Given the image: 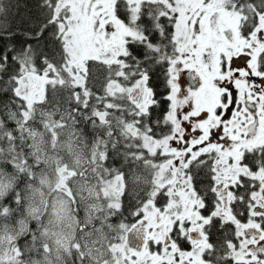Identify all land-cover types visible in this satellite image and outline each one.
<instances>
[{
    "label": "snow or ice",
    "instance_id": "snow-or-ice-1",
    "mask_svg": "<svg viewBox=\"0 0 264 264\" xmlns=\"http://www.w3.org/2000/svg\"><path fill=\"white\" fill-rule=\"evenodd\" d=\"M14 7L0 264H264V0H39L21 47Z\"/></svg>",
    "mask_w": 264,
    "mask_h": 264
},
{
    "label": "trees",
    "instance_id": "trees-1",
    "mask_svg": "<svg viewBox=\"0 0 264 264\" xmlns=\"http://www.w3.org/2000/svg\"><path fill=\"white\" fill-rule=\"evenodd\" d=\"M13 3L18 5L12 9L11 15L9 17V23L11 29L14 32L12 37V42L15 43L17 47L25 45V43L35 44L34 40L29 39L27 33L31 32L34 28V21L40 17V9L38 7L39 0H13ZM8 44L7 38L0 37V49ZM154 81L160 86L158 87V92L163 93L165 91L162 80L163 77L157 76L153 77ZM200 179H203L201 176ZM224 233H218L213 235L214 240H220L223 238Z\"/></svg>",
    "mask_w": 264,
    "mask_h": 264
},
{
    "label": "flooded vegetation",
    "instance_id": "flooded-vegetation-1",
    "mask_svg": "<svg viewBox=\"0 0 264 264\" xmlns=\"http://www.w3.org/2000/svg\"><path fill=\"white\" fill-rule=\"evenodd\" d=\"M235 63H236V65L239 66V67H245V65H244V63H243V58H242V57H241V58H235ZM183 79H184V80H187V77L184 76ZM241 219L244 220V217H241Z\"/></svg>",
    "mask_w": 264,
    "mask_h": 264
}]
</instances>
